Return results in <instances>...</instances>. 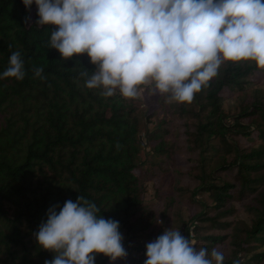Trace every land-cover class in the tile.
I'll return each mask as SVG.
<instances>
[{
	"label": "trees",
	"instance_id": "1",
	"mask_svg": "<svg viewBox=\"0 0 264 264\" xmlns=\"http://www.w3.org/2000/svg\"><path fill=\"white\" fill-rule=\"evenodd\" d=\"M37 12L0 0V74L14 51L26 73L0 79V264L54 259L34 234L79 195L119 222L127 252L95 264H144L166 228L222 251L224 264H264V69L227 62L191 103L147 89L104 97L84 86L86 54L65 61L48 47Z\"/></svg>",
	"mask_w": 264,
	"mask_h": 264
},
{
	"label": "clouds",
	"instance_id": "2",
	"mask_svg": "<svg viewBox=\"0 0 264 264\" xmlns=\"http://www.w3.org/2000/svg\"><path fill=\"white\" fill-rule=\"evenodd\" d=\"M37 6V26H50V49L67 61L84 56L95 70L84 69V86L104 97L128 100L144 91L169 103H191L227 62H254L264 69V0H22ZM31 17L26 18L29 23ZM41 77L43 68H34ZM19 51L11 53L0 79L23 81ZM59 208V211H57ZM99 208L78 196L52 206L35 239L55 253L45 264H95L103 255L112 262L127 257L118 221L98 216ZM144 264H224L213 248L174 228L146 245ZM233 264H240L238 260Z\"/></svg>",
	"mask_w": 264,
	"mask_h": 264
},
{
	"label": "rangeland",
	"instance_id": "3",
	"mask_svg": "<svg viewBox=\"0 0 264 264\" xmlns=\"http://www.w3.org/2000/svg\"><path fill=\"white\" fill-rule=\"evenodd\" d=\"M144 97L146 98V101H147L148 106H149V113H152L154 111V109L156 108V104L151 103V101L149 100L148 95L144 94ZM152 187H153V184H150L149 195H148L149 197H151L152 193H153Z\"/></svg>",
	"mask_w": 264,
	"mask_h": 264
},
{
	"label": "built area",
	"instance_id": "4",
	"mask_svg": "<svg viewBox=\"0 0 264 264\" xmlns=\"http://www.w3.org/2000/svg\"><path fill=\"white\" fill-rule=\"evenodd\" d=\"M190 240L194 241L193 236H191ZM195 242V241H194Z\"/></svg>",
	"mask_w": 264,
	"mask_h": 264
}]
</instances>
